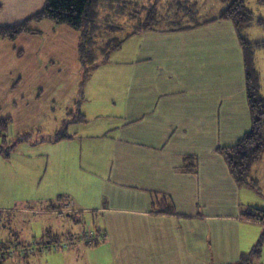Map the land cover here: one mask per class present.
Listing matches in <instances>:
<instances>
[{
  "label": "crops",
  "instance_id": "1",
  "mask_svg": "<svg viewBox=\"0 0 264 264\" xmlns=\"http://www.w3.org/2000/svg\"><path fill=\"white\" fill-rule=\"evenodd\" d=\"M45 2L0 0V26L24 21ZM36 28L41 33L22 35L15 42L0 38V121L11 119L5 145L13 148L37 144H30L32 137L21 141L27 131L33 136L35 128L12 141L14 124L34 120L41 107L51 106L46 94L59 98L82 81L79 34L49 21ZM113 53L117 57L113 67H103L99 76L96 69L86 80L90 96L105 89L113 97L114 114H107L112 121L96 123L88 133L77 132L70 140L42 141L56 147L54 152H22L46 154L52 162L44 168L48 179L36 182L46 184L40 189L38 211L43 236L91 229L102 231L104 240L95 246L80 244L67 253L9 261L239 263L264 236V221L248 217L249 211L258 209L243 202L244 189L251 186L238 183L217 152L236 144L252 127L244 52L234 24L220 20L180 31H146ZM260 75L264 92L261 71ZM31 108L38 110L31 113ZM0 157L9 160L11 155ZM185 157H194L195 163L185 162ZM190 163L197 165V173L185 170ZM21 165L14 167L24 170L23 179L35 183L43 165L40 170ZM262 165L254 167L252 178L263 186L256 171ZM70 202L75 212L58 217L56 210ZM170 207L175 213L164 212ZM64 218L78 230L62 231ZM263 244L251 264H264Z\"/></svg>",
  "mask_w": 264,
  "mask_h": 264
},
{
  "label": "trees",
  "instance_id": "2",
  "mask_svg": "<svg viewBox=\"0 0 264 264\" xmlns=\"http://www.w3.org/2000/svg\"><path fill=\"white\" fill-rule=\"evenodd\" d=\"M139 1L46 0L41 10L24 21L0 26V38L15 42L22 35L39 34L41 31L36 26L46 21L56 25L68 26L79 34L78 62L82 70V78L87 80L101 63L108 62L113 52L121 49L126 41L137 34L152 30L180 31L220 20L231 21L235 26L244 52L247 101L250 108L252 127L236 144L221 147L217 152L224 156L232 176L238 183L251 187L258 185V182L252 178V172L258 163L264 161V92L257 66V53L264 50V40H251L247 31L254 25L264 28V17L256 16L249 9L247 5L249 0H224L225 7L221 9L218 17L203 22L195 21V24L190 25L184 22L187 19L194 18L197 14L196 5L190 0H171V2H168L165 14L159 12V5L163 0H149L150 5L146 6L140 5ZM258 3L264 6V0H258ZM143 11L144 14H142ZM103 12H106V14L102 17ZM121 18H127L130 22H133V31L127 34L124 33V36L118 35L122 31L118 25V20ZM166 20L171 21L169 28H158V24L161 21L166 22ZM103 26H105L104 29ZM82 120H86L84 115H82ZM10 122L11 119L0 121V155L4 154L6 158H9V153L3 151L1 147L7 142ZM31 137V131H27L22 134L21 141H28ZM72 138V135L62 133L49 141L57 143ZM195 160L194 157H185V162L195 163ZM185 167L189 168L191 173L198 172L196 164L190 163ZM53 204L51 205L53 206ZM74 212L70 214L72 215ZM164 212L175 213L171 207L164 210ZM249 212V218L264 221V218H262L263 211L256 209ZM83 234L69 235L77 239L76 245H78L84 243H79ZM263 242L264 236L259 239L249 253L242 255L240 262L237 264H251L252 259L260 255Z\"/></svg>",
  "mask_w": 264,
  "mask_h": 264
},
{
  "label": "rangeland",
  "instance_id": "3",
  "mask_svg": "<svg viewBox=\"0 0 264 264\" xmlns=\"http://www.w3.org/2000/svg\"><path fill=\"white\" fill-rule=\"evenodd\" d=\"M140 0V5H150L149 0ZM153 1V0H152ZM173 1V0H172ZM176 1V0H175ZM197 7V14L192 19H187L184 23L193 25L195 21L203 22L210 20L212 18L218 17L222 8L225 7L224 0H190ZM168 2L171 0H163L159 5V12L165 14L167 11ZM248 7L251 9L256 16L264 17V6L258 3V0H249ZM175 6V5H174ZM148 7V6H147ZM106 14L103 12L102 17ZM144 14V11L142 12ZM162 14V15H163ZM167 19V18H166ZM195 19V20H193ZM172 20V19H170ZM170 20L161 21L158 24V28H169ZM117 23V22H116ZM133 22H130L127 18H121L118 20V25L121 27L122 31L118 33L119 36H124L127 33L133 31ZM103 29L105 26L102 27ZM250 38L253 40H264V28H261L257 25L252 26L249 29ZM125 33V34H124ZM143 33V32H142ZM46 34L47 31H46ZM65 38V36L63 37ZM62 38V39H63ZM117 61V57L114 53L111 54L109 62H104L99 65L96 72L97 75H101L103 67L112 65ZM259 68L264 77V50L259 53ZM67 80V79H66ZM65 82V79H63ZM62 85V82H61ZM61 85L58 86L60 89ZM263 88H264V79H263ZM64 93L66 89L63 90ZM54 93V91H53ZM47 103H50L51 106L41 107L40 113H37L35 116L36 119H24L21 123L13 125V129L10 134L12 141L17 142L18 134L27 131L30 128L34 129V134L32 140L30 141L33 147L29 148L26 144L17 145L15 148L11 146L2 145L1 149L10 153L11 157L9 160L4 157H0V242H10L14 246L27 245V241H38V243H44L47 240L53 241L59 237H66L65 239H71V235L66 236H54L52 234H47L43 236V226L39 225V215L38 211L42 209L39 204V195L40 189L42 186L46 187V184L36 183L41 178H47L50 175L47 170H44L45 165L51 166V161L48 160V157H45L46 154L41 157L33 154H23L22 152L28 150L30 152L38 151H52L54 152L56 147H52V144L48 142V145L43 143L45 140L53 139L58 134L67 133L73 135L77 132L80 134L88 133L89 129L96 123H107L112 121L108 118L107 114H114L113 108V97L111 94L105 91V89H98L93 93L92 96L89 95V83L82 78V81L78 85L71 87L68 92L59 97L54 98L56 101L53 103V94L48 93ZM27 96V95H26ZM91 98H90V97ZM91 100H90V99ZM37 108H31V113L36 112ZM82 115L87 116V124L83 122ZM99 116V118H97ZM43 141V142H42ZM1 144V138H0ZM18 144V143H17ZM29 144V145H30ZM11 147V148H10ZM58 147V146H57ZM24 162V163H23ZM21 163H23L21 165ZM262 166H258L256 171L261 173L263 179V186L256 185L253 187H248L244 189L242 198L246 206H253L258 208L261 211H264V162ZM21 165L25 169L36 166L40 170V166L43 165V169L39 174V177L35 183H31L26 177L23 179V169L14 167ZM57 166V165H55ZM257 167V166H256ZM13 168V169H11ZM255 173V172H254ZM45 182V179H44ZM58 192V191H55ZM57 199V196L54 197V200ZM64 200V199H62ZM65 201V200H64ZM73 203V202H70ZM29 210H26L28 209ZM61 209V208H60ZM58 209V210H60ZM57 211V210H56ZM40 212V211H39ZM90 216V213H85ZM264 216V213L262 214ZM55 218V216H54ZM58 221V220H57ZM60 221L64 222V228L62 231L68 229L69 231L78 230L77 224L71 221L69 218L61 219ZM73 223V229L70 226ZM96 231V230H95ZM87 231L84 232V234ZM19 235V236H18ZM16 238H15V237ZM18 236V237H17ZM83 235H81V238ZM86 239V238H85ZM87 240V239H86ZM104 236L100 238L99 241L90 244L88 242L80 241L79 243L87 244V246H95L96 244L102 242ZM85 244V245H86ZM80 245V244H78ZM78 245L71 247H66L63 251H59L53 254L67 253L72 251ZM261 261L264 263V244H263V253ZM20 255V254H18ZM17 256L11 260L15 259H24V256ZM26 258V257H25ZM28 258V257H27ZM33 258V257H31ZM5 262V261H1ZM0 262V263H1ZM4 264H16L14 261H9Z\"/></svg>",
  "mask_w": 264,
  "mask_h": 264
},
{
  "label": "built area",
  "instance_id": "4",
  "mask_svg": "<svg viewBox=\"0 0 264 264\" xmlns=\"http://www.w3.org/2000/svg\"><path fill=\"white\" fill-rule=\"evenodd\" d=\"M74 210H76L74 203H68L62 209L57 210L56 214L58 217L63 218ZM102 236H104L102 231L89 229L85 234H83L81 241L93 244L99 241ZM65 238L66 237H59L58 239H54L53 241L47 240L44 243H38V241H27V245L21 244V246H14L13 244L9 245L10 242L0 243V262L11 260L20 255H22L21 257L24 256V258H27L37 255L53 254L59 251H63L68 246L74 247L77 244V239L73 238V236L68 240H66Z\"/></svg>",
  "mask_w": 264,
  "mask_h": 264
}]
</instances>
